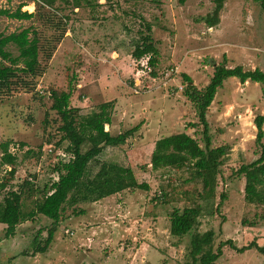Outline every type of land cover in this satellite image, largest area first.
Masks as SVG:
<instances>
[{"label":"rangeland","instance_id":"374dc122","mask_svg":"<svg viewBox=\"0 0 264 264\" xmlns=\"http://www.w3.org/2000/svg\"><path fill=\"white\" fill-rule=\"evenodd\" d=\"M80 1L76 7L74 0H55L53 9L34 0H0V9L16 10L23 5L22 10L35 12L29 20L0 16V32L36 28L40 37L39 68L44 69L39 76L20 72L11 92L0 98V201L9 191L19 192L26 181L42 189L57 180L54 165L68 159V142L58 144L62 121L51 109V90L71 89V105L79 107L81 114L113 102V124H106V130L113 135L134 127L137 130L125 143L106 146L98 161L131 166L149 189L126 190L102 202L66 204L54 240L44 253L30 255L37 241L44 244L51 219L43 215L28 218L10 237L6 236V225L0 223V264H61L65 259L62 252H66L68 263L73 255L68 251L76 247L99 250L95 259L117 264L113 254L120 247L137 244L135 236L141 240L150 237L155 264H192L191 235L170 233L173 210L191 205L202 208L194 232L213 230L215 252L220 242L227 240L237 247L254 240L264 245V204L246 201V179L237 173L242 164L260 156L254 121L264 114V87L260 83H241L237 77H230L208 110L212 146H228L212 189H203L189 165L152 170L150 163L152 143L166 135L186 132L205 146L202 127L190 125L198 122V117L184 95L187 83L183 74L203 88L213 75V63H220L224 56L228 66L264 71V9L260 3L226 0L220 23L209 28L204 17L213 10V0ZM147 22L152 25L159 49V62L154 68L146 57L136 59L132 55L147 33ZM7 49L19 54L14 44ZM6 142L17 156L14 175L10 173L12 166L2 163V145ZM89 168L93 175L99 165L92 162ZM27 194L22 196L24 212L35 208L42 198L38 192ZM222 194L226 195L223 201ZM98 207L103 209L101 215L96 213ZM86 233H111L120 240L113 242L116 246L105 241L99 246H84L80 238ZM213 264H264V255L255 248L239 252L227 244Z\"/></svg>","mask_w":264,"mask_h":264},{"label":"trees","instance_id":"16d2710c","mask_svg":"<svg viewBox=\"0 0 264 264\" xmlns=\"http://www.w3.org/2000/svg\"><path fill=\"white\" fill-rule=\"evenodd\" d=\"M34 1L56 9L54 8L55 0ZM179 1L184 3L186 0ZM225 1L213 0V10L204 17L208 27H215L220 23ZM256 1L264 9V0ZM74 4L78 7L81 1L74 0ZM22 7L23 5H20L16 10L0 9V16L5 15L18 20H29L35 16V12L22 10ZM146 30L147 33L142 35V40L136 45L132 55L136 59L148 57V65L154 68L159 62V49L152 36V25L149 22L146 23ZM10 44L17 46L18 55H14L7 49ZM39 56L40 37L36 28L30 26L10 34L0 32V98L11 92L20 72L33 76L43 75L44 69L39 68ZM213 64V75L203 88H198L191 83L192 78L189 75L183 74L187 83L184 95L192 102L198 117V122L190 125L202 127L201 133L205 146L202 147L195 137L186 132L166 135L156 140L150 162L152 170L189 165L193 178L201 180L204 190L212 189L216 184L228 152L227 145L212 146L208 121V110L219 88L230 77H237L241 83L257 82L264 87V71L260 68L245 69L242 65L228 66L227 56H224L220 63L214 62ZM152 74H156L153 69ZM72 93L71 89L50 91L51 109L59 114L62 121L59 126L62 136L58 144L68 142L65 150L68 159L62 160V158L53 168L58 174V179L46 184L42 189L34 182L26 181L20 187L19 192L9 191L0 201V223L6 225L7 237L14 236L18 225L28 218L34 219L37 215H43L53 221L48 228V236L44 244L37 241L34 251L31 254L28 253L30 255L44 253L48 250L54 240L66 204L75 206L78 203L98 201L126 190L149 189L147 182L138 180L131 166L113 161H98V156L106 146H118L125 143L137 127L113 135L105 128L106 124L112 122L113 102L101 103L91 112L81 114L79 107L71 105ZM254 121L257 127L256 143L260 147V156L251 163L242 164L237 173L246 179L244 188L246 201L252 204H264V114L257 115ZM9 145L10 142L2 145V163L12 166L10 173L14 175L18 161L17 156L9 151ZM92 162L99 165L98 171L93 175L90 174L89 168ZM4 186L5 184L2 183L1 187ZM26 191H28L27 196L34 192L42 195L41 200L36 202L35 208L29 212L23 210L22 196ZM225 198L226 195L222 194V201ZM80 212L84 213L85 210L82 209ZM201 213L200 205H191L182 210L174 209L170 215L172 235L178 237L191 235L189 255L192 264H213L223 254V247L227 244L239 252L255 248L264 255V245L258 244L255 240L242 247L235 246L231 240L220 242L215 252L213 230L194 232L200 223ZM261 217L264 219V212Z\"/></svg>","mask_w":264,"mask_h":264},{"label":"crops","instance_id":"0c3cea01","mask_svg":"<svg viewBox=\"0 0 264 264\" xmlns=\"http://www.w3.org/2000/svg\"><path fill=\"white\" fill-rule=\"evenodd\" d=\"M209 28H212V27H209ZM120 101H122V99ZM111 124H113V118H112ZM155 142L152 143V151L154 149ZM101 202H102V199H101ZM97 209H99V211H97L96 213L101 215L103 209L101 207L100 208L98 207ZM115 225L118 226L119 229H121V226H119V221H116ZM134 239H136L139 242L135 245H131L129 248L120 247L117 249L116 253L113 254L116 257L115 259H117L116 260L117 264H155V260L152 258L153 255H150V252L154 250L152 249L153 246L151 245V243L149 244V242L151 241L150 237L143 238L141 240V239H138L137 236H135ZM80 240H81V245H84V246L89 245L90 247L91 244L93 243L94 245L99 246L103 241H105L106 243H111V244H113L114 241H115L114 243H117L120 240V237L118 236L115 237L111 233H109L108 235H105V234L97 235V234H92V233H86L82 235ZM113 245L116 246L117 244H113ZM71 250L72 252H70ZM114 251L115 250H113L112 253H114ZM68 252L73 254L71 256V259H69L67 263V254H65L66 252H62L63 255L65 256V259L61 256V258L64 259L61 264H66V263L67 264H105L104 259L103 260L98 259L99 250H87V249L81 250L78 247H76L74 249L73 248L70 249ZM95 257H98V258L95 259Z\"/></svg>","mask_w":264,"mask_h":264},{"label":"built area","instance_id":"2783aa9c","mask_svg":"<svg viewBox=\"0 0 264 264\" xmlns=\"http://www.w3.org/2000/svg\"><path fill=\"white\" fill-rule=\"evenodd\" d=\"M147 58V63H148V57H146ZM53 149L52 148H49V151L51 152ZM68 233H70L71 235L72 234H74V232L73 231H68Z\"/></svg>","mask_w":264,"mask_h":264}]
</instances>
